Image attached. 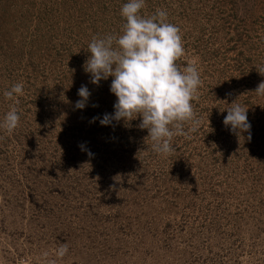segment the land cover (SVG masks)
<instances>
[{
  "label": "rangeland",
  "instance_id": "rangeland-1",
  "mask_svg": "<svg viewBox=\"0 0 264 264\" xmlns=\"http://www.w3.org/2000/svg\"><path fill=\"white\" fill-rule=\"evenodd\" d=\"M126 2L0 0V121L20 115L0 129V264H264V0H145L139 14L167 12L177 65L197 59L202 80L199 124L168 156L139 117L92 122L116 97L112 77L90 82L88 45L121 34ZM233 102L251 125L239 135L223 124Z\"/></svg>",
  "mask_w": 264,
  "mask_h": 264
},
{
  "label": "clouds",
  "instance_id": "clouds-1",
  "mask_svg": "<svg viewBox=\"0 0 264 264\" xmlns=\"http://www.w3.org/2000/svg\"><path fill=\"white\" fill-rule=\"evenodd\" d=\"M144 7L145 0H127L120 12L126 21L121 34L94 36L88 45L90 55L83 68L94 85L112 77L110 91L116 97L114 114L94 117L92 122L100 119L102 126H108L113 121L128 122L139 117L138 127L147 130L145 139L152 142V150L168 156L176 151L171 143L173 137H188L199 124L192 101L198 99L202 80L197 59L189 60L183 68L177 65L176 62L185 55V48L180 29L167 22V12L157 9L151 16L143 17L139 13ZM257 72L264 76V66ZM254 93L264 95V82L259 83ZM22 95L21 83L4 92L5 98L15 103ZM78 96L80 99L75 107L83 109L90 96L88 88L82 85ZM226 111L225 127L230 126L237 135L250 130L245 107L233 102ZM19 121L18 109L11 106L0 121V129L11 134ZM189 123L191 127L185 131V124ZM67 253L68 245L62 244L56 255L63 257Z\"/></svg>",
  "mask_w": 264,
  "mask_h": 264
}]
</instances>
